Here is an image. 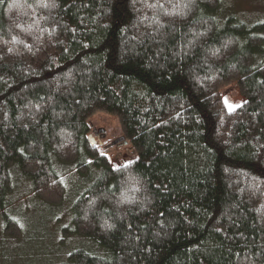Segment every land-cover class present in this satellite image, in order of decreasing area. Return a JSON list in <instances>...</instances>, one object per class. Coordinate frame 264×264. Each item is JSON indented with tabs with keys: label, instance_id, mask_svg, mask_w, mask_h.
<instances>
[{
	"label": "trees",
	"instance_id": "obj_1",
	"mask_svg": "<svg viewBox=\"0 0 264 264\" xmlns=\"http://www.w3.org/2000/svg\"><path fill=\"white\" fill-rule=\"evenodd\" d=\"M219 2L0 0V209L13 168L51 208L65 197L51 158L85 175L83 150L101 170L70 223L103 256L60 264H264V22L218 25ZM234 84L245 100L228 112ZM98 112L129 162L87 143Z\"/></svg>",
	"mask_w": 264,
	"mask_h": 264
},
{
	"label": "rangeland",
	"instance_id": "obj_2",
	"mask_svg": "<svg viewBox=\"0 0 264 264\" xmlns=\"http://www.w3.org/2000/svg\"><path fill=\"white\" fill-rule=\"evenodd\" d=\"M218 6L212 14L218 25L230 17L247 28L264 22V0H220ZM255 36L264 40V29L255 33ZM262 54L264 53L256 56L258 63L264 61ZM221 94L228 112L240 107L245 100L238 93L235 84ZM87 123H91L94 130H104L105 137L100 140L101 145L98 144V139H95L94 148L99 155L107 156L111 165H121L133 158L129 142L114 147L110 144L122 136L119 121L115 116L98 112ZM82 153L84 165L87 167L85 175H80L76 166H62L51 158V168L61 179L65 190L64 202L58 208L42 204L30 192V182L27 178L17 168L9 170L12 190L0 209V264H60L65 262L66 256L75 249H83L92 256H103V252L94 244L73 234V226L70 223L74 200L101 171L91 164V158L85 155L83 150ZM4 218L19 226V240L3 234Z\"/></svg>",
	"mask_w": 264,
	"mask_h": 264
},
{
	"label": "water",
	"instance_id": "obj_3",
	"mask_svg": "<svg viewBox=\"0 0 264 264\" xmlns=\"http://www.w3.org/2000/svg\"><path fill=\"white\" fill-rule=\"evenodd\" d=\"M89 127L92 128V125L91 123H89ZM97 133H101V136L98 137V134ZM105 137V133H104V130L102 129H98L97 131L96 130H92L91 134L88 135L87 137V143L92 147L94 148L95 147V139H98V144L101 145V142L100 140L103 139ZM111 146H120L121 144H127L126 141L124 140V137L121 136V138L119 139H116L115 141L111 142L110 143Z\"/></svg>",
	"mask_w": 264,
	"mask_h": 264
},
{
	"label": "flooded vegetation",
	"instance_id": "obj_4",
	"mask_svg": "<svg viewBox=\"0 0 264 264\" xmlns=\"http://www.w3.org/2000/svg\"><path fill=\"white\" fill-rule=\"evenodd\" d=\"M93 128H90L89 131L87 132V134L89 135L92 132ZM97 131V130H96ZM99 136H101V133H97ZM87 135V136H88Z\"/></svg>",
	"mask_w": 264,
	"mask_h": 264
},
{
	"label": "snow or ice",
	"instance_id": "obj_5",
	"mask_svg": "<svg viewBox=\"0 0 264 264\" xmlns=\"http://www.w3.org/2000/svg\"><path fill=\"white\" fill-rule=\"evenodd\" d=\"M231 110V109H230Z\"/></svg>",
	"mask_w": 264,
	"mask_h": 264
}]
</instances>
